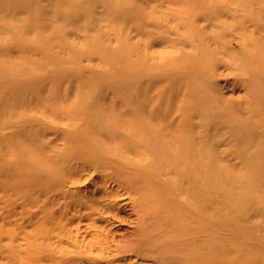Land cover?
Returning a JSON list of instances; mask_svg holds the SVG:
<instances>
[{
    "label": "rangeland",
    "instance_id": "obj_1",
    "mask_svg": "<svg viewBox=\"0 0 264 264\" xmlns=\"http://www.w3.org/2000/svg\"><path fill=\"white\" fill-rule=\"evenodd\" d=\"M0 67V91L13 97L0 109L17 107L0 110V264H264V171L244 152L249 144L264 151V0H0ZM19 70L26 74L15 78ZM54 70L63 71L60 107L70 113L50 88L31 92ZM102 77L94 90L103 107L124 98L107 86L129 78L145 98H168L149 106L188 116L193 102L212 108L223 121L215 129L198 114L189 118L197 133L207 130L196 148L208 158L209 189L224 196L215 202L222 215L229 202L245 204L249 216L217 224L186 205V215L171 212L167 229L149 214L157 205L138 198L155 186L120 183L116 168L66 157L75 145L65 131L85 126L92 111L78 102L89 99L86 82ZM23 91L45 99L59 121L25 108ZM23 118L32 125L5 141L2 132ZM29 130L37 138L18 147ZM213 208L206 212L214 216ZM185 219L186 236L172 234ZM183 240L186 254L176 245Z\"/></svg>",
    "mask_w": 264,
    "mask_h": 264
},
{
    "label": "bare ground",
    "instance_id": "obj_2",
    "mask_svg": "<svg viewBox=\"0 0 264 264\" xmlns=\"http://www.w3.org/2000/svg\"><path fill=\"white\" fill-rule=\"evenodd\" d=\"M4 69L7 68L4 67ZM62 73V70H54V72L49 71L43 73L42 76H38V78L32 82L33 87H31V92L44 93L43 90L46 91V88H50L55 92L57 105L60 107L64 101L60 96V89L62 88L60 83L64 82V80H62L63 78L65 79ZM23 74H26V72L24 70H19L16 71L13 76L16 78ZM62 76L63 78H61ZM104 77L96 79L94 83L86 82L87 97L89 99L80 98L79 100L82 102H78L83 104L85 103L84 101H89L91 103L89 106H91L92 111L89 112L90 115H88V112L86 113L87 126H70L68 130L65 131V134L71 137V141L73 145H75V147H72L73 149L75 148V152L68 153L66 157L70 154V156H73V158H71L72 160L74 159L76 161L77 159V161L82 160L93 162L98 165L100 164L102 167H105V170L116 168L118 175L117 180L120 183L125 181L129 183H131V181L135 183L144 181L147 182L148 185L155 186L156 190L153 191L151 195L148 193L144 194L143 191L138 198L139 200L148 201L151 204L155 203L157 205L156 208L153 206L149 214H152L153 223L158 225V222H160L161 225L167 229H169L171 224H174V222H172L173 218H171V212L183 213L186 215V205L191 208L196 207L198 209L196 212L198 213L199 211L198 214L196 213L197 216H205L208 220L217 224L222 222L241 223L249 216L245 204L235 207L229 202L225 203L228 205L229 211H227L225 215H222L215 205V202H217L216 199H218L219 196V202L223 200L221 197L224 196H222L221 191L218 190V192L213 194V196H215L213 198L211 194L212 189H209L210 183L206 180L210 178L211 175L207 165L209 164L208 158L196 148V143L201 142V139L206 136L205 133L207 130L197 133L195 131L196 125L190 122L189 118L194 114H198L203 119H201L203 122L202 124L206 127L211 126L212 129H215V126L223 121L220 120V116L212 111V108H201L200 104L193 102L191 110H189L191 113L188 116L186 112L182 113L177 107H167L163 109L156 106V104L149 106L151 103L150 101L153 99H156L159 105L163 103H168L169 105L168 98L162 97L161 94L156 97L151 95L145 98L143 89L137 86H131V80H128L129 78H124L123 83L120 81L121 84L107 86V90L115 91L114 93L123 94L124 92V98L119 99L117 101L118 103L112 106L103 107L94 89L100 85ZM39 80L42 81L40 88L39 84L41 83H38ZM124 81H127L128 84ZM128 88H131V90H128ZM21 93L23 94L26 92L23 91ZM6 96L8 95L0 91V100L4 103L7 100H13V97ZM15 98L16 96H14V99ZM21 98L19 102L26 104L25 108L29 109V105L30 107L33 105L32 108L36 109L41 107V109L48 113L53 121H59L60 118L57 113L54 115L53 112L49 110V106L43 103L45 99L39 96L37 98L30 97L29 93L23 94ZM54 103L53 105L55 106L56 101ZM82 104L78 106L80 107L78 108L79 110H83V108H81ZM9 108L11 109L9 110ZM60 108L63 110V113H70L66 108ZM60 108L57 109L61 111ZM16 109L17 107L14 108L12 105L9 107L8 105L0 110L4 115L5 111H14ZM80 113L84 112L80 111ZM176 113H178V116L175 121L174 115ZM215 120L220 121H218L217 124ZM30 122L33 121L28 118L11 121L13 124H9V127L2 132L4 134V140L9 141L11 138L16 139L15 136H13V134L17 132L15 129H22L28 124L32 125ZM37 122L38 120L34 121L32 128L38 126ZM46 127L45 129L48 128ZM30 131L31 130L28 132L29 134L25 135V133H23L17 137L18 139L15 144L17 143L18 147H20L21 142H23L21 139L26 141L32 140L34 137L37 138L35 136L36 132L30 133ZM84 131H86V134L82 133ZM40 145V150L43 151L42 157L46 160L48 147H45L43 143ZM244 152H246L248 156L252 155L255 160L261 159L260 162L257 163L256 168L264 171V151L261 148H254L249 144L244 148ZM134 157H136V160ZM69 160L64 164L68 163ZM42 170L43 172L48 171V167ZM137 190H139L138 187ZM140 192H142V190ZM177 197L181 198L182 202H178L175 199ZM227 198L228 197H225V200ZM158 206L159 209H166V212H162L163 214H161L158 211ZM207 208H213L216 211L213 213L214 216L206 212ZM178 226L177 229L176 226L171 228L173 231L172 234L174 233L180 237L186 236V219L183 222L181 221V225ZM150 227V232L155 229V225H153V227L150 225ZM202 244L205 245L206 243ZM176 245H182L180 246V251L186 254V240ZM199 246L202 245L200 244ZM205 246L209 248L210 245L206 244ZM257 255H260V252L255 250L253 252H247L246 257L252 260Z\"/></svg>",
    "mask_w": 264,
    "mask_h": 264
}]
</instances>
